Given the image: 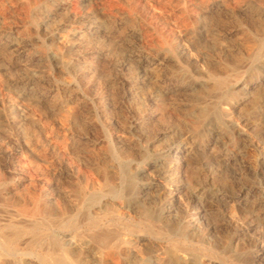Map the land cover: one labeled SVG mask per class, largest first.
<instances>
[{"label": "rangeland", "instance_id": "obj_1", "mask_svg": "<svg viewBox=\"0 0 264 264\" xmlns=\"http://www.w3.org/2000/svg\"><path fill=\"white\" fill-rule=\"evenodd\" d=\"M0 220L2 264H264V0H0Z\"/></svg>", "mask_w": 264, "mask_h": 264}, {"label": "bare ground", "instance_id": "obj_2", "mask_svg": "<svg viewBox=\"0 0 264 264\" xmlns=\"http://www.w3.org/2000/svg\"><path fill=\"white\" fill-rule=\"evenodd\" d=\"M226 1V0H225ZM215 73V72H214ZM216 75H218V74H216ZM221 76V75H220ZM111 192H113L115 195H117V197H122V194H120V193H118V192H115L114 190H111ZM5 193V192H4ZM8 192H6L5 194H7ZM9 195V194H8ZM35 196V195H34ZM13 198H15V197H13ZM4 199V198H3ZM30 199V198H29ZM22 200H23V198H22ZM9 202V201H8ZM13 202V201H12ZM23 202V201H22ZM40 203V202H39ZM7 204V203H6ZM9 204V203H8ZM14 204V203H13ZM22 204V203H21ZM31 204V203H30ZM29 204V205H30ZM18 205V204H17ZM23 205V204H22ZM28 204H24L23 206H22V210H23V212H25V213H27V214H30L31 216H35V218H36V216L38 215V214H40V212L42 211V209L39 207V205L37 204V203H33V205L31 206H29ZM14 206V205H13ZM16 207V206H15ZM42 207V206H41ZM6 208V207H5ZM45 212V211H44ZM7 213V212H6ZM18 213V212H17ZM46 213V212H45ZM41 215V214H40ZM50 215V214H49ZM3 216V215H2ZM42 217V216H41ZM54 217V216H53ZM2 218V217H1ZM3 218H5V217H3ZM7 218H5V220H6ZM11 219V218H10ZM1 221V220H0ZM48 221V220H47ZM54 220L53 219H49V224L50 223H54L53 222ZM2 222H4L3 220H2ZM34 222V221H33ZM47 222V223H48ZM6 223V222H5ZM28 223V222H27ZM41 223V222H40ZM1 224H3V223H0V225ZM9 226H13L12 224H10V221H9ZM23 224V223H22ZM26 224V223H25ZM32 225H33V223H31ZM74 224V223H73ZM72 224V225H73ZM5 225V224H4ZM3 225V226H4ZM40 234V233H39ZM39 234H38V236H39ZM92 234V233H91ZM26 234L24 233V232H22L21 230H16V231H13V232H9V233H4V232H0V249H4L5 247H8V248H10V249H13L12 251H9V250H7V253H8V255H10V256H15V255H17V254H20V253H18V247H19V245L23 242V240H24V236H25ZM49 236V238L51 239V245H50V247H47L48 249H50V250H59V251H65V250H67V247L65 246V241H64V243H63V239H61V237L59 238L58 236H55V235H53V234H49L48 235ZM61 236H62V234H61ZM93 237V236H92ZM105 237V236H104ZM118 237V236H117ZM75 238V237H74ZM65 239V238H64ZM93 239V238H92ZM108 239V238H107ZM116 239V238H115ZM78 240V239H77ZM113 240V239H112ZM105 241V240H104ZM81 242V241H80ZM113 242V241H112ZM75 243V242H74ZM79 243V242H78ZM87 243V242H86ZM26 244V243H25ZM109 244V243H108ZM72 245V247H73V244H71ZM79 245V244H78ZM78 245H77V247H78ZM83 245V244H82ZM89 245V244H88ZM69 246V245H68ZM79 247H80V245H79ZM112 247V246H111ZM45 248V247H44ZM83 248V249H82ZM82 248H79V249H82V251L84 250V247H82ZM2 251V250H1ZM69 251V250H68ZM22 252V251H21ZM75 252V251H74ZM77 252V251H76ZM79 252V251H78ZM85 252V251H84ZM4 253H6V252H4ZM23 253V252H22ZM66 253V252H65ZM73 253V252H72ZM83 253V252H82ZM81 253V254H82ZM26 254V253H25ZM28 254H30V252L28 253ZM33 254V253H32ZM60 254V253H59ZM79 254V253H78ZM24 255V254H23ZM61 255V254H60ZM63 255V254H62ZM83 255V254H82ZM57 256V255H56ZM76 256H77V254H76ZM79 256V255H78ZM32 257V256H31ZM85 257V256H84ZM87 257V256H86ZM28 258V257H27ZM81 258V257H80ZM10 259V258H9ZM63 259V258H62ZM62 259H60V258H57L54 262L56 263V264H64V261L62 260ZM65 259V258H64ZM98 259V258H97ZM35 260V259H34ZM79 260V259H78ZM4 261V260H3ZM86 261V260H85ZM28 262V261H27ZM42 262V261H41ZM80 262V261H79ZM30 263V262H29ZM91 263V262H90ZM97 263V262H96ZM0 264H2V260H1V258H0ZM26 264H28V263H26ZM79 264V263H78ZM86 264V263H85ZM99 264V263H98ZM102 264H104V262L102 263Z\"/></svg>", "mask_w": 264, "mask_h": 264}]
</instances>
